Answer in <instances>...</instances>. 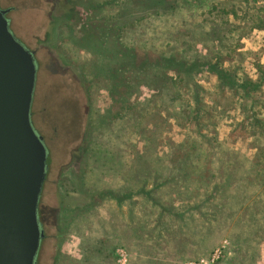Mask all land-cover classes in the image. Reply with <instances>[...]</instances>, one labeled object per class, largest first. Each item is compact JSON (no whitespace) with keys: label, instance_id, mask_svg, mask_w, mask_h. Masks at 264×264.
Wrapping results in <instances>:
<instances>
[{"label":"rangeland","instance_id":"374dc122","mask_svg":"<svg viewBox=\"0 0 264 264\" xmlns=\"http://www.w3.org/2000/svg\"><path fill=\"white\" fill-rule=\"evenodd\" d=\"M86 1L68 0L49 20L45 0H0L37 64L30 119L47 158L35 264H264L261 107L241 113L240 93L222 91L205 70L178 83L171 105L148 84L114 105L101 57L77 46ZM131 1L124 41L137 54L216 56L251 80L264 76V0H175L165 15ZM118 7L102 4L95 16ZM44 45L80 82L50 71ZM161 166L163 180L149 172Z\"/></svg>","mask_w":264,"mask_h":264},{"label":"water","instance_id":"95a60500","mask_svg":"<svg viewBox=\"0 0 264 264\" xmlns=\"http://www.w3.org/2000/svg\"><path fill=\"white\" fill-rule=\"evenodd\" d=\"M0 8V264H34L47 149L30 119L36 64Z\"/></svg>","mask_w":264,"mask_h":264},{"label":"trees","instance_id":"16d2710c","mask_svg":"<svg viewBox=\"0 0 264 264\" xmlns=\"http://www.w3.org/2000/svg\"><path fill=\"white\" fill-rule=\"evenodd\" d=\"M146 1L152 5L153 12L157 11L161 15H165L167 12L171 13L176 7L175 0ZM129 2L132 3L131 0H87L84 3L80 20L79 31L81 36L79 38L80 43L77 46L82 51L89 50L101 57L98 64L99 69L101 67L100 71L106 70V73L108 72L109 84L107 87L114 105L121 103L122 107L136 92L135 88L139 89L145 84L154 87L155 91L160 90L162 102L164 101L165 105H171L173 102L178 101L180 95L177 90L178 83H183L186 78L190 79L205 70L209 75L215 77L217 86L222 91H229L234 94L240 93L239 98L242 97L243 99L240 105L247 108L239 110L241 113L258 109V106L264 112V102H262L263 105L254 102L257 95H264V76L260 70V76L256 80H251L242 73L237 74L235 69L224 68L222 61L220 62V58L216 56L215 60L211 59L210 56L209 60L200 61V59L202 60L201 56L195 55L191 58L172 52H163L158 55L150 52L137 54L135 49L127 46L124 41V37H126L125 28L132 24L130 23L132 16L126 15L129 13L127 11ZM109 3L119 4L114 15L106 16V18L95 16L100 5ZM222 11L225 10L222 9ZM219 23L216 22V25L219 26ZM259 29L262 28L259 27ZM212 30L209 35L216 36L217 31L215 28ZM215 39V41H218L217 38ZM217 47L219 46L217 45ZM157 93L159 94V92ZM190 121L191 123L195 121L194 116ZM196 147H187V151L183 152L185 160L190 161L195 158L194 150ZM179 169L182 175H177L183 180V184L178 183V186L179 188H185L186 182L189 181L188 174L183 170L182 165ZM149 172L159 175L161 180L167 177L164 175V166L149 170Z\"/></svg>","mask_w":264,"mask_h":264},{"label":"flooded vegetation","instance_id":"af4514ba","mask_svg":"<svg viewBox=\"0 0 264 264\" xmlns=\"http://www.w3.org/2000/svg\"><path fill=\"white\" fill-rule=\"evenodd\" d=\"M45 2H47L49 5H50V8H49V11L47 12V16H48V19L49 20H52V15L54 13H58L60 9H62L63 6H67L68 4V0H45ZM7 11V10H6ZM7 14V12H6ZM15 37V36H14ZM16 38V37H15ZM20 42V41H19ZM26 47V46H25ZM27 48V47H26ZM28 49V48H27ZM44 49L47 50V53H48V56H49V59L51 60V66L48 67L50 69V71L54 74L56 73H59V74H64V73H68V72H71L72 73V78H74L75 80H77L78 82H80L75 73L73 72V69L71 66L69 65H66V64H62L61 61L56 57L55 53L49 49L48 46L44 45ZM29 51L33 54V57H34V61H35V64H36V57H35V53L33 50H30ZM36 69H37V64H36ZM37 71V70H36ZM35 79H36V75H35ZM32 123V122H31ZM41 195V194H40ZM40 198V196H39ZM38 213V212H37ZM44 235V234H43ZM42 240V239H41ZM41 243V241H40ZM36 263V258H35V261H34V264Z\"/></svg>","mask_w":264,"mask_h":264}]
</instances>
